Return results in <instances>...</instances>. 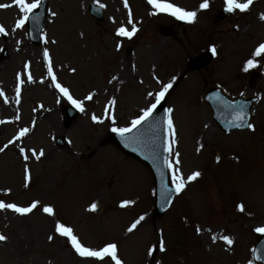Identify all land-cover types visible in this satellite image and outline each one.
<instances>
[{
	"label": "rangeland",
	"instance_id": "rangeland-1",
	"mask_svg": "<svg viewBox=\"0 0 264 264\" xmlns=\"http://www.w3.org/2000/svg\"><path fill=\"white\" fill-rule=\"evenodd\" d=\"M90 2L104 5L103 21L89 14ZM202 2L174 0L197 11L195 23L178 25L171 15L152 16L156 10L148 0H127V7L124 0H49L42 43L37 45L28 37L27 22L15 27L21 13L14 0H0L12 5L0 9V25L7 32L0 34V148L8 145L0 152V200L23 207L38 200L52 205L56 213L50 216L40 207L27 215L0 210V233L8 237L0 242V264H99L75 256L69 240L54 232L57 221L72 227L88 247L116 243L125 264H259L253 246L261 235L254 229L264 227V56H253L264 43L260 19L264 0H255L246 12H229L222 20L215 16L226 7L224 0H210L207 10L199 9ZM133 24L138 31L132 38L116 35L119 27L131 30ZM166 24L184 32L167 37L162 32ZM212 46L217 54L211 63L183 75L188 58ZM45 49L56 81L48 72ZM249 59H255L257 66L245 71ZM221 67L233 77L217 78ZM161 81L173 83L165 98L174 109L171 115L178 135L169 160L179 152L185 178L194 171L201 176L188 183L163 216H155L149 168L115 145L101 142L113 127H129L143 108L155 102L147 94L159 92ZM57 82L85 109L76 108L69 124L64 120L70 100L55 87ZM210 87L220 88L230 98L253 97L255 131L225 134L204 100ZM90 93L93 98L86 100ZM113 98L114 124L108 119ZM93 115L103 123L94 122ZM206 119L218 135L206 136L207 143H190L192 127ZM22 128L30 131L9 144ZM59 139L64 143L59 144ZM21 147L28 160L23 159ZM33 149L37 154L43 150L44 155L36 160ZM125 200L135 203L121 207ZM92 203L97 204L96 211L90 210ZM241 203L244 212L237 207ZM141 215L145 220L129 233L127 228ZM224 235L234 244L219 239ZM161 238L167 251L157 247L149 255V248L158 246Z\"/></svg>",
	"mask_w": 264,
	"mask_h": 264
},
{
	"label": "snow or ice",
	"instance_id": "snow-or-ice-1",
	"mask_svg": "<svg viewBox=\"0 0 264 264\" xmlns=\"http://www.w3.org/2000/svg\"><path fill=\"white\" fill-rule=\"evenodd\" d=\"M43 0H33V2H29V0H14L15 5L18 6L19 12L21 13V18L16 22L15 27L16 28H22L27 21L32 19V14L35 9H38L40 5L42 4ZM125 7L128 6L127 0H124ZM148 3L153 6V8L156 10L155 13H165L170 14L173 17L186 21L188 23H195L197 20V11H190L186 10L185 8L170 2V0H148ZM226 10L230 13L235 12L239 10L240 12H246L250 10V6L254 3V0H245V2H238V0H224ZM10 4H0V9H6L11 7ZM101 7H104V5H101ZM210 7V0H203L202 3L199 5V9L201 10H207ZM52 17H55L57 15L56 12L51 13ZM129 17H131V12H129ZM39 17L37 16L36 19ZM260 19L264 20V14L260 15ZM129 23L131 24V19H129ZM238 27V26H237ZM138 29L133 24L131 27V30L129 31L128 28L121 26L117 29L116 35L120 37H126V38H132L137 33ZM0 34H7L6 29L3 25H0ZM45 42H47V38L45 37ZM55 41H53L54 43ZM121 47L120 44H117V49ZM211 51L213 55L217 54V50L215 46L211 47ZM44 56L48 58L49 60V67L48 72L51 76L52 81H56L57 77L54 74L52 70V62L50 53L47 49L44 50ZM264 56V43H261L254 52V57H261ZM28 65H26L27 67ZM257 66V62L255 59H249L247 61V65L245 67V71H248L250 68H255ZM73 72H75V69H72ZM29 82H32V76L29 73L27 77ZM21 84L24 83V80L20 81ZM162 87L161 90L157 93L149 92L147 95L149 97L154 98L155 102L150 103V106L143 108L141 110V113L139 116H137L135 119L131 120V125L129 127H113L112 131L118 133L122 138L124 139H131V137H128L126 134L133 132L134 129H137L138 127L142 126L146 121H148L150 118L153 117V114L155 110L157 109V106L160 105V103L165 99L166 94L169 93L170 89L173 87V83H163L160 82ZM55 87L60 90L67 98L77 107L80 109L81 112H83L85 109L83 108L82 104L83 102L80 100H76L73 98V96L70 94V91L67 87L62 86L60 83H56ZM17 97L20 95V89L17 88ZM94 93L88 94L85 99L91 100L93 98ZM19 102V101H17ZM227 103V102H225ZM116 105V100L113 98L109 102V108L110 110H113L111 114L108 116V119H110L113 124L115 123V114H114V108ZM229 107H233L232 105H229ZM174 109L168 108L167 109V133H168V142H167V151L169 153H173L172 149V143L174 142V138L176 137V128L174 125V121L172 119V113ZM247 113L243 111L242 108L239 110H236L234 108V116H233V123L236 127H246L247 129H250L252 131H255V126L250 123L246 122ZM19 119V117H17ZM92 120L97 123H103V120L98 118L97 116L93 115ZM0 123H3V121H0ZM30 131L29 128H22L19 131L18 136L14 138V140H10L9 144H12L15 142V140H19L21 137L25 136ZM8 145H5L4 148H0V152H3L5 148H7ZM203 147V145H201ZM19 151L24 154L23 159L28 160L29 155L25 152V149L21 147ZM31 154L35 157L36 160H39L43 155L44 152L41 150L39 154L36 153V151L33 149L31 150ZM180 153L175 152L174 153V159L169 160L167 158L164 159V164L167 166L168 169L172 172V183L175 186L174 190L176 194H180L183 191H185L188 183L195 181L198 177L201 176L200 171H194L190 175H188L185 178L184 173L180 169ZM217 162H219L220 157L217 156ZM10 191V190H9ZM135 201L132 200H125L121 203V207H127L131 204H134ZM38 207L42 208V211L50 216H55V209L52 205H41L40 201H33L30 205L23 207L18 206L15 203H5L3 200H0V210H6L10 209L15 213H18L20 215H27L32 213L34 210H36ZM238 209L240 212L245 211V206L243 203L239 204ZM91 211L97 210V204L92 203L90 206ZM145 220V216L141 215L139 216L131 225L127 228V231L129 233H132L134 230L137 229V226L141 224L142 221ZM197 232H200L201 230L199 228L196 229ZM254 231L258 234H264V227H256ZM54 232L57 233L61 237H65L69 240L71 243L72 248L74 249L75 253L85 260H92L95 262H99V264H108V261H112L113 264H125V262L120 258L118 255V246L116 243H107L102 248L96 249L92 247L86 246L84 243L81 242L80 238L74 233V230L72 227L66 226L65 223H61L57 221ZM49 240L53 239V236L48 237ZM212 242L215 243L217 240V236L213 235L211 237ZM219 239L226 242L227 245L231 246L234 244V239L231 238L228 235H224L219 237ZM8 240V237L2 233H0V242H6ZM160 252H166L167 249L165 247V242L163 238L160 239L158 246L149 248L148 254L152 255V253L157 249ZM259 259V257H257ZM248 264H252L251 261L248 262Z\"/></svg>",
	"mask_w": 264,
	"mask_h": 264
},
{
	"label": "water",
	"instance_id": "water-1",
	"mask_svg": "<svg viewBox=\"0 0 264 264\" xmlns=\"http://www.w3.org/2000/svg\"><path fill=\"white\" fill-rule=\"evenodd\" d=\"M45 9L46 8H45V4H44L42 6V8L40 9V11H38L36 14H34V16L32 18L34 24H33V26H31V37H32V40H34V41H39V34H40L41 26H42V19L45 15ZM37 16L39 17L38 19H36ZM99 17H101V16H99ZM209 59H210L209 55L201 56L199 58L191 60L190 66L195 67V68L201 67V66L205 65L209 61ZM250 101H252V100H250ZM124 147H126V146H124ZM151 147L154 148V150L156 151V153H157L156 156L153 158L152 155H148L145 153L144 158L146 159V161L148 163H150V165L155 167V166L160 165V163H161V156H159V153H158L160 148H159L158 144L152 145ZM171 198H172V196H170L169 198L167 197L165 199L163 197V194L160 192L159 199H157V202H156V211L158 214L164 213V210L169 205ZM259 251H260L261 256L264 259V241L260 244Z\"/></svg>",
	"mask_w": 264,
	"mask_h": 264
},
{
	"label": "bare ground",
	"instance_id": "bare-ground-1",
	"mask_svg": "<svg viewBox=\"0 0 264 264\" xmlns=\"http://www.w3.org/2000/svg\"><path fill=\"white\" fill-rule=\"evenodd\" d=\"M256 22V20H253V22ZM177 29V28H176ZM178 30V29H177ZM236 37H232L231 41H235ZM150 49V47H149ZM124 63V61L122 62V64ZM124 71V68L120 71V73L122 74ZM227 73V69L225 67H221L218 70V73L216 75L217 78L220 79V77H222V81L223 80H229L230 78H232V74H226ZM113 75V74H112ZM195 137L193 139L194 144H198V143H202V142H209L210 138L206 137V136H210V137H214L216 135H218V131L216 129H214L213 124L209 121V120H205L204 123L200 126H198V128L195 130ZM76 254V253H75ZM76 257L78 256L77 254L75 255Z\"/></svg>",
	"mask_w": 264,
	"mask_h": 264
}]
</instances>
